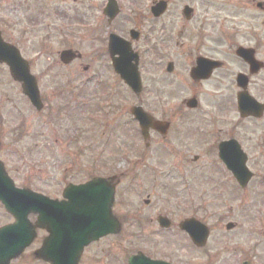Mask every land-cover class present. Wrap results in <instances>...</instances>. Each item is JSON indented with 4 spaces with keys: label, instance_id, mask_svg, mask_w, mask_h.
Wrapping results in <instances>:
<instances>
[{
    "label": "flooded vegetation",
    "instance_id": "flooded-vegetation-1",
    "mask_svg": "<svg viewBox=\"0 0 264 264\" xmlns=\"http://www.w3.org/2000/svg\"><path fill=\"white\" fill-rule=\"evenodd\" d=\"M52 1L33 0L31 7L39 9L43 2H50L44 9L53 12L57 9L53 2L57 0ZM108 1L84 0L81 9L83 32L88 39L100 41V47L105 45L106 39L109 42L111 33L126 41L121 48L134 55L135 61L131 63L139 66L143 84L140 93L133 92L135 103L131 107L142 106L158 123L157 127L148 129L146 138L139 132L141 141H125L126 151L134 154L125 160L136 164L145 163L148 159L157 162L158 159L154 157H160L164 148L169 159L163 158L161 162L174 160L179 166L177 201L171 206L151 207L152 212L143 213L140 206L132 210L136 213L133 223L141 229L131 231L132 237L140 239V235H143L147 256L174 264H219L229 258L222 250L244 253L237 259V264L245 261L264 264L258 263L256 255L250 253L252 246L248 242L239 244L227 236L222 241L224 232L239 228L240 222L233 219L237 213L243 219L247 218L249 226L245 232L248 239H257L264 232L256 231V225L252 222L256 218L259 227L264 225V0H115L117 15L113 19L106 12ZM6 2L19 7L25 0ZM0 6L4 21H8L10 18L5 17V3L1 0ZM13 7L11 10H14ZM37 15L34 12L32 17ZM75 15L71 17L80 16ZM11 27L9 21H0V36L5 42L17 46L21 55L28 60L44 100L31 60L25 56L21 43L12 39L7 32ZM171 40L172 45L174 40V46ZM87 56L83 53L81 58L69 64L63 63L60 67L65 71L62 72L64 76L52 77L48 83L52 97L64 99L72 95L75 100L82 99L76 102L77 111L81 112V109L82 114L86 111L83 99L87 97L88 84L101 81L100 77H89L91 64H85L83 70L87 72L86 76L78 78L79 86L74 89L73 83L77 81L73 75L74 64L86 60ZM109 58L111 60V56ZM9 80L15 88L13 91L17 100L11 99L10 90L0 91V134L4 133V126L9 123L3 118L17 114L19 119L13 122L11 131H7L21 129L20 132L25 133L23 125L31 115H27L28 111L31 112L29 108L34 109L37 117L35 123L39 121L42 110L35 109L23 94L22 84L11 77L5 63H0V84L6 85ZM120 82L121 78H116V84ZM114 93L116 95L118 92ZM144 97L149 98L145 100ZM240 98L243 100L242 110L239 107ZM178 100V104L174 103ZM8 110H12V114L5 115ZM135 127L132 128L135 130ZM3 141L0 135L1 145ZM142 148L145 149L139 152ZM238 161L243 162L250 173V179L244 185L229 167L230 162ZM202 188L207 192L201 193ZM148 200L150 202L145 204L153 206L152 200ZM178 208L179 220H175L170 211ZM113 211L123 225L125 221L116 212L115 205ZM160 215L170 217L172 225L179 228H174L173 232L183 236L180 238V245L184 248L180 252V260L173 261L147 244L144 230L151 225L149 231L152 229L153 235L160 226ZM190 218L200 220L209 227L208 241L203 247L194 243L189 233L180 227ZM231 222L233 225L229 227ZM218 228L222 231L215 238V247L208 249L212 234ZM251 230L253 235L250 234ZM108 237L115 236L109 235L86 247L80 264H83L89 248ZM261 237L264 239V235ZM218 240L220 243L222 241L221 247L220 243L217 245ZM259 241L260 238L257 239ZM205 252L207 259L198 260V255ZM104 254L113 255L109 249ZM114 261L110 260L112 263Z\"/></svg>",
    "mask_w": 264,
    "mask_h": 264
},
{
    "label": "rangeland",
    "instance_id": "rangeland-1",
    "mask_svg": "<svg viewBox=\"0 0 264 264\" xmlns=\"http://www.w3.org/2000/svg\"><path fill=\"white\" fill-rule=\"evenodd\" d=\"M32 1L25 0V3H21L19 7L16 4L13 7L12 3L1 0L5 3V17L10 18L8 21L12 26V29H8L7 32L12 39L21 43L25 56L31 60L33 72L40 81L46 108L44 111L42 110L37 123H35L37 117L34 109L29 108L31 112L28 111L27 115L30 113L31 115L23 125L25 133H21V129L16 132L7 131H11L13 122L19 119V114L15 117L3 118L9 123L4 126V133L0 134L4 140L0 157L5 161L18 186L30 187L52 197H60L62 189L69 181H83L98 174L113 172L116 169L122 171L124 168H131V172L126 173V171L120 178L117 186L118 196L115 210L125 221L123 231L118 236L108 237L93 245L87 250L83 261V264H127L129 253L146 244L143 235H140V239H138L139 237L133 238L130 233L131 231H141L139 225L133 223L136 213L132 210L139 209L137 206H140L143 213L150 212L151 207L162 208L163 205L174 204L177 201L178 194L172 198V201H168L170 191L165 188L168 186L167 184L174 185L175 193H177V185L179 186V178L176 176V172L179 173L178 163L170 160V164V161L167 160L169 163L157 167V171L160 173L156 175L152 169L157 164L150 159L145 163L138 164L121 159V152L128 149L125 141H141L142 138L137 131L138 129L132 128L135 123L130 121L131 106L135 103L133 92L124 84L115 85L118 93L114 96H111L108 91L109 83L114 85L118 76L110 68L111 60L107 49V39L105 45L100 47V41L88 39L84 34L81 26V9L84 0H57L56 2L53 0V6L57 8L54 13H51L49 9H44V6H49L50 2H43L40 4L43 6L36 9L31 7ZM12 7L14 10H11ZM0 9L3 8L0 6ZM34 12L38 14L36 17H32ZM73 14L80 16L71 17ZM2 15L3 10L0 11L1 23H8L7 20L4 21ZM172 46H174V40ZM67 48H75L82 51L86 56L88 55L86 60H80L74 64L73 75L77 77V81L73 83L74 89L79 86L78 78L87 73L83 70L85 64H91V72H96L97 77L102 80L101 84L97 81L88 84V94L83 99L86 104L84 114H82L81 109V112L77 111L79 108L76 104L82 99L75 100L72 95L59 99L52 97L49 92L50 85L48 83L51 78L64 76L65 71L61 68L63 62L60 60V53ZM13 89L15 88L12 86L11 80L6 85L0 84L1 92L10 90L11 99L17 100ZM67 89L70 90L69 87ZM147 98L144 97L145 100ZM176 102L179 103V100L174 101V103ZM26 106L29 107L28 104ZM105 110L108 113H103ZM67 112H69L68 116ZM8 114H12V110L5 113V115ZM103 119L110 120L105 128ZM101 129L104 131L102 137L100 133H97L98 130L101 132ZM16 139H18L17 142ZM144 149H140L139 152ZM166 151L162 148L161 156L155 155L154 158L158 159L157 162H161L163 158L169 159V154ZM172 165L176 168L175 171ZM205 165L208 166V164ZM165 167L172 172L167 177H160ZM132 175L134 176L131 177ZM134 177L135 180H133ZM191 179L198 183L192 176ZM164 184L165 187H162ZM201 190V193L207 192L205 188ZM146 198L152 200L153 206L145 204ZM179 209L170 211L175 220H179ZM233 219L240 222L239 228L231 232H224L222 241L227 236L228 239H234L239 244L244 241L248 242V245L252 246L250 253L256 255V261L264 263V239L261 237L264 232L260 237L258 236L259 242H257L258 238L256 239V237L250 240L245 232L246 227L249 226L247 218L243 219L237 213ZM129 220H131L130 223ZM12 221L13 217L0 202V226ZM252 222L253 225H256V231H264V225L259 227L260 223L256 218ZM149 226L151 227V225ZM221 231V228H218L212 234L210 243L207 245L208 249L215 247V238L217 235L220 236ZM251 231L250 234L253 235V230ZM144 232L146 231L144 230ZM44 235L45 233H40L32 247L27 249L24 255L12 264H43L32 255L34 249L40 245ZM181 237H183L182 234H177L175 237L169 236L168 241H163L158 246V244H153L152 239L148 236L147 244L151 248H159L163 255L177 261L180 260V252L184 249L180 245ZM222 241L220 243L218 240L217 245L220 243L221 247ZM108 249L113 255L104 254L108 252ZM222 253L229 258L223 259L219 264H237V259L244 255V253L237 252L236 254L234 251L230 253L225 250H222ZM206 254L205 252L198 255L197 259L206 260ZM113 259H115L114 263L110 262Z\"/></svg>",
    "mask_w": 264,
    "mask_h": 264
},
{
    "label": "water",
    "instance_id": "water-1",
    "mask_svg": "<svg viewBox=\"0 0 264 264\" xmlns=\"http://www.w3.org/2000/svg\"><path fill=\"white\" fill-rule=\"evenodd\" d=\"M115 2L111 0L109 13L115 15ZM121 39L113 36L110 41L112 55L117 53ZM125 47V46H124ZM115 58V67L122 77L135 89H139L136 66L129 64L132 58L122 49ZM76 57L71 50L62 53V59L69 62ZM0 62H6L14 79L22 82L24 93L38 108L42 107L35 78L14 47L0 39ZM146 128L151 121L138 109L135 111ZM236 167V166H235ZM240 172L238 169H235ZM115 186L103 178H94L86 184L69 185L64 199H52L29 188H19L8 175L0 161V200L15 221L0 227V264H10L31 245L37 235V228L46 229L49 235L43 246L37 250L38 257L52 264H78L85 245L108 233H116L120 223L112 214ZM30 214H38L35 222ZM204 228V227H203ZM129 264H167L162 261H144L142 254L132 256Z\"/></svg>",
    "mask_w": 264,
    "mask_h": 264
}]
</instances>
